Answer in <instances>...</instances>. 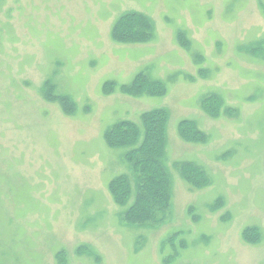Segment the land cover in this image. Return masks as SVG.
I'll use <instances>...</instances> for the list:
<instances>
[{"label": "rangeland", "instance_id": "obj_1", "mask_svg": "<svg viewBox=\"0 0 264 264\" xmlns=\"http://www.w3.org/2000/svg\"><path fill=\"white\" fill-rule=\"evenodd\" d=\"M130 13L150 39L114 36ZM156 110L168 206L132 223ZM0 264H264V0H0Z\"/></svg>", "mask_w": 264, "mask_h": 264}, {"label": "trees", "instance_id": "obj_2", "mask_svg": "<svg viewBox=\"0 0 264 264\" xmlns=\"http://www.w3.org/2000/svg\"><path fill=\"white\" fill-rule=\"evenodd\" d=\"M138 23H140L138 25ZM151 21L144 15H135L134 13L123 15L114 27V36L117 39L129 40V38H137L138 41H145L151 38ZM143 74H138V84L135 80L133 87L138 86V91L146 92L148 94L162 93L161 82L153 81L149 84L146 80L142 84L141 79ZM47 91L46 95L52 98H58L62 106L69 113H73L76 109L75 102L66 95H53L52 91L55 88L54 83L51 80H47L44 83ZM164 90V88H163ZM145 122L150 132L147 140L144 144L147 152H139L138 155L134 153L128 154L130 161H135L138 166L141 162H146V165L142 166V170L145 173L144 184H141V192L138 194V198L134 207L126 213L127 220L134 222L145 221H162L165 217L166 208L168 206V188H169V176L164 169L160 160H155L154 157L159 158L165 151V142L167 134L166 126V111L156 110L151 113H145ZM188 121H182L180 123V133L182 137L190 140L201 141V137L196 133H192L188 125ZM139 135V131L134 127H125L120 125L119 127L111 128L106 131L105 138L110 146L120 147L134 143ZM193 136H196L194 138ZM165 143V144H164ZM156 154V155H155ZM152 164V165H150ZM128 178L118 177L110 184L111 191L118 203L124 204L128 198Z\"/></svg>", "mask_w": 264, "mask_h": 264}]
</instances>
